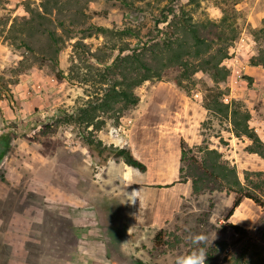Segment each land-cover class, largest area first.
Wrapping results in <instances>:
<instances>
[{"label":"rangeland","instance_id":"obj_1","mask_svg":"<svg viewBox=\"0 0 264 264\" xmlns=\"http://www.w3.org/2000/svg\"><path fill=\"white\" fill-rule=\"evenodd\" d=\"M128 1L89 3L90 20L59 54L60 77L49 65L17 71L27 53L5 39L13 19L41 0H0V264H197L201 251L205 264H264V206L244 198L227 218L237 194L204 171L206 163L235 168V188L264 201V158L233 124L234 112L241 121L249 114L264 142V66L255 64L264 0ZM182 11L212 49H193L188 69L171 63L136 88L137 105L100 110L102 128L86 127L79 108L96 104L104 88L96 67L116 60L122 40L82 30L134 27L146 40L159 18L175 23ZM171 24L159 28L172 33ZM77 40L104 63L77 54ZM140 40L124 36L131 47ZM221 50L228 57L216 74L197 68Z\"/></svg>","mask_w":264,"mask_h":264},{"label":"trees","instance_id":"obj_2","mask_svg":"<svg viewBox=\"0 0 264 264\" xmlns=\"http://www.w3.org/2000/svg\"><path fill=\"white\" fill-rule=\"evenodd\" d=\"M93 1L95 0H41V4L37 7L33 6L32 3H28L26 5L27 15L15 17L5 37L11 45L17 49H24L27 53L21 60L20 68L17 71L23 72L36 65H49L60 77H64L62 70L57 68L59 67V54L66 46L67 41L74 38L78 29L85 26L90 20L92 14L89 13V9L86 10V7ZM119 1L125 5H131L128 0ZM180 16H175V18H178L175 19V23H173L174 20L169 22L166 14L163 18H159L155 23L156 33L150 34L146 40L141 38L140 32L136 31L134 27L112 29L90 24L82 30L87 36L94 33H103L116 36L119 40H122L119 47L120 55L116 57V60L104 67H96L99 78L97 81L99 86L104 87L102 92L96 93V104L90 100L86 106L79 108V119L82 123H85L86 127L102 128L104 122L97 120V113L100 110L108 111L115 109L116 105H120V111H124L137 105L140 98L135 92L136 88L148 80L163 77L165 67H169L171 63L188 69L190 64L186 57L194 55L193 49H196V55H199L204 48L202 52H209L212 49L209 38L201 27L190 22L188 12L182 11ZM161 23H168V25L172 23L175 29L172 33L168 32L167 29H160L159 25ZM214 26L216 25L214 24ZM124 36L141 39V42L131 47L127 41H124ZM187 36H190L193 40V44L190 46L185 40ZM74 47L77 54H84L87 58L104 63L103 58L99 54L91 52L84 41L77 40ZM220 53L223 55L221 58L212 56L203 59L202 55L200 59L203 61L199 62L197 68L216 74L219 71L221 60L228 57L226 52L221 50ZM255 64L264 66V50L255 59ZM92 65H88V67L93 68L94 64ZM238 118V113L234 112L235 134L237 136L245 135L251 139L253 144L250 151L259 153L264 158V142H262L258 133L250 128L248 123L249 114H246L242 121ZM88 143L92 145L95 141L89 138ZM97 144L101 145V142H97ZM182 144L184 145V142ZM122 152L126 151L122 150ZM130 157L127 161L130 166L141 171L146 170L145 163L132 154H130ZM204 171L208 179L215 178L221 185H230L229 190L237 194L227 218L233 215L244 198L252 199L258 205L264 206V201L255 194L235 188V185H241L235 168H227L216 163H206ZM228 226L241 237L248 235V230L237 224L229 223ZM162 236L163 232L161 231L159 237Z\"/></svg>","mask_w":264,"mask_h":264},{"label":"clouds","instance_id":"obj_3","mask_svg":"<svg viewBox=\"0 0 264 264\" xmlns=\"http://www.w3.org/2000/svg\"><path fill=\"white\" fill-rule=\"evenodd\" d=\"M198 255L200 256V259L197 261V264H205L207 257L206 252L201 251ZM179 264H189V258H180Z\"/></svg>","mask_w":264,"mask_h":264},{"label":"water","instance_id":"obj_4","mask_svg":"<svg viewBox=\"0 0 264 264\" xmlns=\"http://www.w3.org/2000/svg\"><path fill=\"white\" fill-rule=\"evenodd\" d=\"M125 158H127V159H130L131 157H130V155H129V153H125Z\"/></svg>","mask_w":264,"mask_h":264}]
</instances>
